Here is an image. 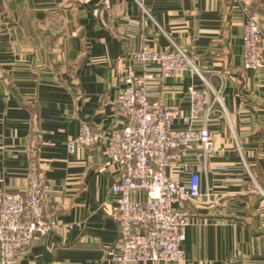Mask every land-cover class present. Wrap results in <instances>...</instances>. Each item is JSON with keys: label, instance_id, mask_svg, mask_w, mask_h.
Masks as SVG:
<instances>
[{"label": "crops", "instance_id": "0c3cea01", "mask_svg": "<svg viewBox=\"0 0 264 264\" xmlns=\"http://www.w3.org/2000/svg\"><path fill=\"white\" fill-rule=\"evenodd\" d=\"M109 2L0 0V191L24 188L36 160L56 226L17 264H116L105 251L118 236L108 189L119 170L103 137L123 123L114 95L128 72L140 73L129 55L144 43L179 48L222 90L207 121L213 152L182 160L199 173L202 202L185 205V261L173 264H264V66L241 67V10L232 0ZM249 9L264 27V0ZM191 85L203 83L188 70L153 81L149 96L185 115ZM84 120L103 136L67 151Z\"/></svg>", "mask_w": 264, "mask_h": 264}, {"label": "built area", "instance_id": "2783aa9c", "mask_svg": "<svg viewBox=\"0 0 264 264\" xmlns=\"http://www.w3.org/2000/svg\"><path fill=\"white\" fill-rule=\"evenodd\" d=\"M97 1L106 9L110 6L109 0ZM232 1L245 18L241 67L258 71L264 66V27L249 9L253 0ZM129 56L139 63L140 73L128 72L122 78L114 103L124 117L123 123L103 137L119 170L117 180L108 189L114 197L112 213L118 236L105 256L116 264L182 263V242L191 223L185 205L202 202L199 173L182 160L197 149L196 155L202 158L213 152L207 121L215 105L222 107L221 85L214 89L190 57L175 46L153 50L144 43ZM188 70L199 76L203 86L188 87L187 114L181 115L174 105L150 99L153 81H164ZM178 120L184 124L182 127H174ZM102 136L100 128L81 121L77 137L67 142L66 149L73 152L78 146L90 150ZM167 171L186 178L169 177ZM26 176L24 188L0 191V264H17L35 238L56 228L50 214L51 197L36 160L29 162Z\"/></svg>", "mask_w": 264, "mask_h": 264}, {"label": "rangeland", "instance_id": "374dc122", "mask_svg": "<svg viewBox=\"0 0 264 264\" xmlns=\"http://www.w3.org/2000/svg\"><path fill=\"white\" fill-rule=\"evenodd\" d=\"M259 17H260V16H259ZM259 17H258V18H259Z\"/></svg>", "mask_w": 264, "mask_h": 264}]
</instances>
